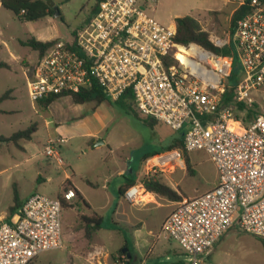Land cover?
<instances>
[{"label": "built area", "instance_id": "built-area-1", "mask_svg": "<svg viewBox=\"0 0 264 264\" xmlns=\"http://www.w3.org/2000/svg\"><path fill=\"white\" fill-rule=\"evenodd\" d=\"M156 1L100 0L70 41L56 40L37 57L26 78L27 96L37 103L97 86L111 100L129 93L139 115L171 130L185 126L182 148L148 156L142 169L144 177L162 176L183 167V152L207 154L216 185L179 201L161 231L183 251L181 264H213L208 261L213 246L235 217L242 231L264 239V110L244 125L230 107H221L234 56L240 77L233 101L251 105L252 91L264 96V2L221 0L232 13L242 6L248 10L230 30L229 42L209 38L217 47L235 44L231 55H216L175 43V25H161L145 14L146 3ZM181 47L190 52L188 65L176 57ZM65 140L47 138L43 155L62 165L58 146ZM143 194L142 183H136L123 198L139 206ZM75 196L71 188L55 199L29 195L11 222L0 223V264H29L42 252L63 248L62 202Z\"/></svg>", "mask_w": 264, "mask_h": 264}, {"label": "rangeland", "instance_id": "rangeland-1", "mask_svg": "<svg viewBox=\"0 0 264 264\" xmlns=\"http://www.w3.org/2000/svg\"><path fill=\"white\" fill-rule=\"evenodd\" d=\"M51 1L59 16H45L36 21H20L0 6V63L6 64L0 68V95L7 91L12 97L1 104V108L16 109L13 114H0V134L23 130L32 124L36 128L32 139L23 142L29 146L24 152L12 143H0V214L12 205L14 188L19 200L30 194L57 198L62 189L70 188L65 184L67 174L68 183L77 195L61 209L63 248L42 252L31 264H83L82 258L85 264H120L118 249L125 250L123 241L130 239L132 233L130 214L144 212L137 213L136 206L118 198V187L124 177L139 180L144 174L143 156L166 149L172 139L178 138L179 132L157 121L150 127L113 102L99 106L93 102L82 104L83 112H76L77 104L67 98H60L46 108L31 102L25 83L38 54L23 42L29 38L70 41L72 34L93 16L94 0ZM146 6L145 14L161 25L172 26L176 18L188 16L198 22L209 38L230 41L233 7L221 0H157L156 4L150 6L147 2ZM232 47L235 50V44ZM251 97L253 101L248 108L254 114L261 113L264 96L252 91ZM93 107L97 115L94 118ZM228 107L244 124L252 120L254 114L248 118L245 110ZM55 137L66 139L58 146L62 165L48 160L42 152L46 139ZM98 141L102 144L95 146ZM187 157L192 175L187 170L179 171L176 179L178 189L193 196L212 187L217 174L204 151H190ZM120 170H124V177L119 174ZM39 176L41 180L37 179ZM155 177L162 178L161 175ZM103 185L106 187L102 188ZM82 197L90 201L93 211L102 218L101 229L94 236V242L104 248L96 252L99 262L95 259L92 263L94 259L88 254L92 249L88 250L84 241L81 218L88 212L82 206ZM158 214L154 209L147 212L150 224L155 223ZM236 222L235 217L232 226L213 246L208 261L264 264V239L245 233Z\"/></svg>", "mask_w": 264, "mask_h": 264}, {"label": "trees", "instance_id": "trees-1", "mask_svg": "<svg viewBox=\"0 0 264 264\" xmlns=\"http://www.w3.org/2000/svg\"><path fill=\"white\" fill-rule=\"evenodd\" d=\"M100 0H94V6L92 8V13L95 14L97 11V5ZM264 2V0H261ZM0 6L9 10L15 18L20 21H36L45 16L52 15V9L48 7L47 0H0ZM248 8L246 6H242L235 10L230 17V30L234 26L236 20L242 17ZM175 27L176 32L174 36L175 43L183 46L188 47L190 44H195L200 46L204 50L212 52L216 55H231L233 53V47L231 43L217 47L214 46L210 40L207 32L201 30L198 22L188 16L179 17L175 20ZM76 32V31H75ZM75 32L72 34V37L75 35ZM56 39L49 40V41H40L35 38H29L23 42V44L29 47L31 50L37 52L38 56H40L52 43H54ZM6 64L0 63V68L4 67ZM240 67L236 57H233V65L230 76L228 81L226 82V89L221 98V107L226 108L231 106L232 109L235 108L237 110H245L246 117L250 118L254 114L251 109L248 108L247 105L243 103H237L232 99V89L233 86L236 84L238 78L240 77ZM8 92H4L0 96V101L5 99L8 96ZM69 97L74 104H86V103H94L95 106H98L104 102L108 103H115L120 106L125 113H133L134 116L139 117L144 124L153 127L157 122L151 118L138 116L136 110L133 107V100L129 93L124 94L117 100H111L107 98L104 92L97 86H91L88 89H83L80 92L72 93V94H61V95H54L49 96L45 99H42L37 102L41 107L46 108L50 103L53 101L61 98V97ZM234 115V114H233ZM256 114L253 115V117ZM234 117L237 120H240L243 123V120L240 118ZM252 117V118H253ZM244 124V123H243ZM246 125V124H244ZM35 125L32 124L26 129L19 130L8 137L0 136L1 143H12L16 144L19 140H29L31 139L33 133L35 132ZM178 138L172 139L166 149L164 150H171V149H181L182 148V137L184 133V128L180 129ZM153 155V154H152ZM150 155L143 156V160L146 159ZM185 168L187 172L192 175V171L189 166V160L187 157V152H183ZM124 177V176H123ZM124 183L118 190V195L123 197L124 191L135 184L134 179H127L126 177L123 178ZM141 183L147 192L155 193L161 197L166 198L170 201H181L182 197L172 188L165 185L159 178L155 176L151 177H143ZM13 205L9 207L8 213L9 215L13 214L20 208V204L18 202L17 192L13 190V197H12ZM62 206H65L62 202ZM83 228H84V238L85 240L89 241L94 232L101 229L102 225V218L99 214L93 212L88 216H82L81 218ZM120 254V252H119ZM33 261V260H32ZM31 261V262H32ZM31 262L29 264H31Z\"/></svg>", "mask_w": 264, "mask_h": 264}, {"label": "crops", "instance_id": "crops-1", "mask_svg": "<svg viewBox=\"0 0 264 264\" xmlns=\"http://www.w3.org/2000/svg\"><path fill=\"white\" fill-rule=\"evenodd\" d=\"M9 96H10V93L8 94V96L5 99L0 101V114L1 115L13 114L14 112H16V109H12V108L3 109V108H1V104L5 103L7 101V99L12 98L11 96H10V98H8ZM61 98H67L68 100L71 101V99L69 97H61ZM59 99L53 101L47 107H50L51 105H53V103H55ZM75 107H76V108H74V109H76L75 111L80 112V111H82L83 105L77 104V105H75ZM94 110H95V107H93V109H92V112L94 114V115H92L93 118L95 116L97 117ZM100 123H102V122H100ZM15 132H17V130H14L11 133L4 134V135L0 134V136L8 137ZM31 139H32V137H31ZM31 139L19 140L16 144H14V146L18 150L24 152V151H26V148L29 146H27L23 142H29ZM189 165H190V163H189ZM179 171H182V172L185 171L186 172L185 163H184L182 168H177L174 171L167 173L166 175H162L161 181L165 185H167L170 188H172L173 190H175L182 197V199L191 198V197H195L197 195H200V194L204 193L205 191H208L211 188H213L217 183V176H216L215 183L212 185V187H210V188L206 189L205 191L198 193L196 195L188 196V195L183 194L178 189L179 186H178V180L176 179V177H177V173ZM123 173H124V170L119 171V174L121 176H123ZM143 177H144V174L142 175V177L139 180L134 178L135 184L141 183V180ZM64 178L66 180L65 184H68V186L71 188V186L68 183V175L65 174ZM37 179L41 180L42 178H40V176H39ZM127 179H129V178H127ZM88 183L91 185L90 182H88ZM123 183H124V179H123V182L119 185L118 190L122 186ZM13 185H14V183H13ZM105 187L106 186H104V185L102 186V188H105ZM71 189H73V188H71ZM14 190L17 192L16 188H14ZM74 192L77 195L75 190H74ZM17 197H18V202H19L20 206L22 205V203L27 198V197H25L24 199L19 200L18 193H17ZM57 197H59V195ZM142 197H145L146 199L144 200V203H142L139 206H136L135 211L137 213L138 212L139 213L144 212V213L140 214V215H138L136 213L130 214L131 215V221L129 222L130 223L129 225L132 228L131 237L127 241H123L124 246H125V250L118 249L120 254H119V257L117 259L118 261L117 260L116 261L120 262V264H181L183 262V259H184L183 251L181 250V248L179 247V245L175 241L167 238L161 231V226H162L163 221L173 211V209L176 207L177 203H179V202L167 200L166 198L161 197L155 193L147 192V191H145V189H144V194L142 195ZM118 198H121L125 202H127L123 197H121L119 195H118ZM81 200H82V206L88 212L87 214L83 213L82 215L88 216L91 213L95 212V211H93V207H92V204L90 203V201H88L87 199H84L83 197ZM63 204L66 205L68 203L63 201ZM12 205H13V202H12ZM12 205H10V206H12ZM10 206H8L6 212H3L2 214H0V223L11 222V217L15 214L16 211L13 214L9 215L8 209ZM151 209H154L155 211H159L158 217L156 218L154 224H150L149 219L146 217L147 212ZM96 232L93 233V235L89 241L84 239V241L86 242V245L89 246L88 250L92 249L91 251H88L89 257L91 256L92 259H94V260H92V263H94L95 259L99 262L98 258H96L98 256L96 254V252L99 253V251H98L99 249H104L98 243L94 242V239H95L94 236H95ZM36 258L37 257H35L34 259H36ZM82 261H83V264H85L84 258H82ZM86 261H88V259H86ZM113 264H115V263H113Z\"/></svg>", "mask_w": 264, "mask_h": 264}, {"label": "bare ground", "instance_id": "bare-ground-1", "mask_svg": "<svg viewBox=\"0 0 264 264\" xmlns=\"http://www.w3.org/2000/svg\"><path fill=\"white\" fill-rule=\"evenodd\" d=\"M181 47L179 49V51L177 52L176 54V57L183 63V64H189L190 61L188 60V58L185 56L186 54H189L190 52L185 48ZM143 200H145L146 198L145 197H142Z\"/></svg>", "mask_w": 264, "mask_h": 264}, {"label": "water", "instance_id": "water-1", "mask_svg": "<svg viewBox=\"0 0 264 264\" xmlns=\"http://www.w3.org/2000/svg\"><path fill=\"white\" fill-rule=\"evenodd\" d=\"M47 4H48V7L52 9V16L53 17H58L59 16V11L57 9V7L53 4V2L51 0H47ZM102 144L101 141H98L95 146H98Z\"/></svg>", "mask_w": 264, "mask_h": 264}]
</instances>
